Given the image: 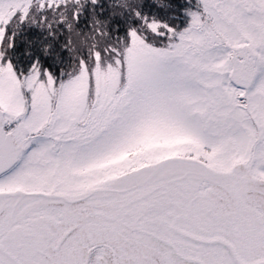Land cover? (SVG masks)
<instances>
[{
	"label": "snow or ice",
	"instance_id": "1",
	"mask_svg": "<svg viewBox=\"0 0 264 264\" xmlns=\"http://www.w3.org/2000/svg\"><path fill=\"white\" fill-rule=\"evenodd\" d=\"M0 264H264V0H0Z\"/></svg>",
	"mask_w": 264,
	"mask_h": 264
}]
</instances>
